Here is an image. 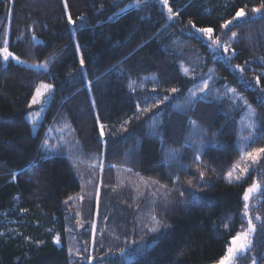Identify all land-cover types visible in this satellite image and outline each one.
<instances>
[{
    "label": "trees",
    "instance_id": "trees-1",
    "mask_svg": "<svg viewBox=\"0 0 264 264\" xmlns=\"http://www.w3.org/2000/svg\"><path fill=\"white\" fill-rule=\"evenodd\" d=\"M262 3L170 0L180 13L170 21L159 0H0V47L7 40L19 57L0 56V264H216L246 226L243 196L256 181L253 248L238 264H264V156L241 180L226 177L264 147V11L251 13ZM238 7L249 16L221 30ZM189 20L235 54L209 47ZM41 85L52 88L32 104ZM226 87L255 110L247 150L248 105ZM61 122L56 155L42 143ZM152 216L168 227L149 231Z\"/></svg>",
    "mask_w": 264,
    "mask_h": 264
},
{
    "label": "snow or ice",
    "instance_id": "snow-or-ice-1",
    "mask_svg": "<svg viewBox=\"0 0 264 264\" xmlns=\"http://www.w3.org/2000/svg\"><path fill=\"white\" fill-rule=\"evenodd\" d=\"M9 3H13L14 0H8ZM144 2V0H136L137 5L139 6L140 4H142ZM174 2V0H173ZM159 3L167 9V18L170 21H175L179 18L180 13L179 11H174L173 8L170 6V0H159ZM64 4L65 7H67V0H64ZM262 11H264V3H262L259 7H253L251 9V13L253 15L255 14H260L262 13ZM11 12V9H9V13ZM234 15L231 16V19H225L223 24L219 25V28L221 30H228L231 31V27L230 26H235V23L237 21H240L242 19H244L245 17L249 16V13L246 12L245 7H238L234 9ZM261 18H264V16H261ZM66 19H67V23L70 25H75L76 24V20H74L72 18L71 13H67L66 14ZM79 19H83V17H80ZM188 25L190 26V30H195L196 33L199 34H203V36H207L208 41H209V47L212 48H216V49H222L223 53H232L235 54V49L230 48L229 43H225L221 41V37L220 35H214L215 33V29L213 27H200L197 28L196 24L189 20L188 21ZM224 35H227V33L225 32ZM237 37V33L236 32H231V36L228 37V40L231 41L232 39ZM76 49L78 50L80 48L79 43L77 42L75 45ZM0 56L3 57V59L5 61L9 60V58H13L15 60H19V57L15 56L13 53L9 52L8 46H7V40H4V46L0 47ZM231 56H227L226 59H228L229 61L231 60ZM261 60H264V57L261 58ZM78 62L81 66L85 65L86 61L84 58V55L81 54L78 58ZM247 63V62H245ZM45 67L47 66V61L45 62ZM235 67L237 69H239V71L241 73H243L244 71V67L241 65H235ZM185 73H187L189 71L188 68H184L183 69ZM212 70L209 69V72H211ZM211 79V76H209L207 79H203L202 78V86L198 88V91L200 92H204L206 89H208L209 85H208V80ZM256 83L259 84L260 83V76H256L255 77ZM88 87L89 89L92 87V81L89 80L87 81ZM52 88L51 85H41L40 87H38L36 89V94L32 97V104H38L40 102V97L43 96L44 91H49ZM43 90V91H42ZM173 93L178 92L179 90L176 88H172L170 90ZM262 92H264V89L261 90ZM229 93H236L235 89L226 87L225 89V95H228ZM193 95H195V92L192 93ZM235 99H240L243 101V103L245 105H248L249 111L252 112L253 115H255V110L252 109L251 105L248 104V101L246 99H244L242 96L239 95H234ZM165 100L168 99L167 96L164 97ZM163 101H160V103H162ZM262 103H264V98H262L261 100ZM155 106V105H154ZM151 109H146L145 111H150ZM250 128H252L253 130H255V124L252 123L249 125ZM105 126L103 124H99V135L101 137L105 136V131H104ZM251 137V134H250ZM250 137H245V139H249ZM245 156L247 157L248 160L251 161V164L240 168V164H236L234 165V168L236 169H240L241 175L236 176L235 179L237 181L241 180L243 178V175L248 173L249 171V167H251L252 165H255L257 163H259L260 159L262 156H264V147L261 148H256L253 151L247 152L245 154ZM245 156H242L241 159L244 160ZM197 160H199V157H196ZM102 167V165H101ZM232 176L233 173L232 171L228 172V177H229V182H232ZM199 177L200 179H203L204 177V172L201 171L199 172ZM177 180H179V177H177ZM187 184L193 188H195V185L193 184V181L191 179H189L187 181ZM260 187V185L258 183H254L252 184L247 191L244 192V196H243V200L245 201L244 203V211H243V216L246 217L247 219V228H244L243 225L242 230L237 232L234 236L231 237L230 241L227 243V247H226V251L224 253L223 256L220 257V259L218 260L217 264H238V260L241 256L249 253L252 251L253 248V240H252V236L253 234L256 233V225L253 223V216L249 214L250 210H249V205L247 203V201L250 199V196L253 192L254 189H258ZM180 195L183 196V192H180ZM191 195L193 197L196 196V192L193 191L191 192ZM69 199H72L71 197H69ZM256 220L260 219V216H256L255 217ZM152 220L154 221V225L149 229V231L155 233L157 231H159L160 227H168V225H161V222L156 219L155 216H152ZM224 227L227 229L228 225L225 224ZM261 239L264 240V230H262L261 232ZM56 243H60V237L59 235H57L55 237ZM69 251L71 252L72 250L69 249ZM109 252H111L112 250L109 249ZM120 253H124L125 249L124 248H120L118 250ZM77 255H80L79 252L76 253ZM87 259H94L93 257H86ZM257 259L258 257L256 255H252L251 257V264H257Z\"/></svg>",
    "mask_w": 264,
    "mask_h": 264
},
{
    "label": "rangeland",
    "instance_id": "rangeland-1",
    "mask_svg": "<svg viewBox=\"0 0 264 264\" xmlns=\"http://www.w3.org/2000/svg\"><path fill=\"white\" fill-rule=\"evenodd\" d=\"M195 94H196V91H195ZM230 94L233 97H234V95L241 96L238 92H236L235 94H233V93H230ZM247 109H248V111L246 112L245 117L241 121V133H242L241 138H242V144H243V147H244L245 150H247L246 149V146L248 145V142L254 136V135H252L254 133V130L252 128H250L249 125L252 124V123H254L255 124V128H256L255 115H253L252 112L249 111V108H247ZM65 128H66V123L65 122H61L59 125L58 124L57 125L55 124L54 127H52L50 129L49 133L47 134L46 138L44 139V141L42 143V148L44 150H48L49 152H53L56 155L59 154V152L61 150L60 149L61 148V141L64 139L63 136H64ZM248 131H251L250 132L251 137H250V134L247 133ZM245 137H250V138L249 139H245ZM247 152H249V151L248 150L246 152L244 151L243 154H242V156H245V154ZM239 164H240V168H243V167L251 164V161L248 160L247 157L245 156V159L242 160V162L239 163ZM254 166H256V164L255 165H252L251 167H249V170L252 169ZM125 171L126 170H122L121 174H123V176H125V177L128 178V174ZM232 173H233V176L231 178L232 180H236L235 177L241 175L240 169H236V168L233 169ZM226 177L229 180L228 174H227ZM126 181L127 180H124V182H126ZM132 183H133V180H132ZM255 183H258L260 185V187L258 189H254L253 190V192H252V194L250 196V199L247 201V203L249 205V210H250L249 214L250 215H252V213H251L252 202H253L255 196L259 193L260 188H261V183L259 181H256ZM245 220H246V226L244 228H247V219H246V217H245ZM253 223H254V220H253ZM95 227H96V225H94V230H95ZM256 228H257V226H256ZM79 229L82 230L83 228L79 226ZM95 236H97V235H95ZM253 236H254V234H253ZM253 236H252V238H253ZM72 251H73V253L75 255H77L76 254L77 252H79V253L81 252L80 251V248H78L77 245H75V247L72 249ZM90 264H96V262H94V259H91Z\"/></svg>",
    "mask_w": 264,
    "mask_h": 264
}]
</instances>
